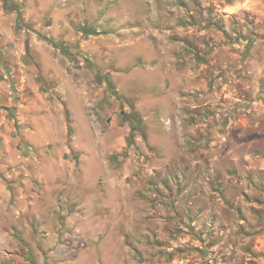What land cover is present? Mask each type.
<instances>
[{
	"label": "rangeland",
	"instance_id": "obj_1",
	"mask_svg": "<svg viewBox=\"0 0 264 264\" xmlns=\"http://www.w3.org/2000/svg\"><path fill=\"white\" fill-rule=\"evenodd\" d=\"M0 264H264V0H0Z\"/></svg>",
	"mask_w": 264,
	"mask_h": 264
},
{
	"label": "clouds",
	"instance_id": "obj_2",
	"mask_svg": "<svg viewBox=\"0 0 264 264\" xmlns=\"http://www.w3.org/2000/svg\"><path fill=\"white\" fill-rule=\"evenodd\" d=\"M231 10V9H230Z\"/></svg>",
	"mask_w": 264,
	"mask_h": 264
}]
</instances>
